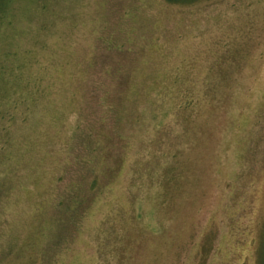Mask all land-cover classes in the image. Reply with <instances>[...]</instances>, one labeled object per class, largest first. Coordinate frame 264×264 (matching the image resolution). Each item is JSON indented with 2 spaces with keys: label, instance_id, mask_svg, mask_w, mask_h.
Listing matches in <instances>:
<instances>
[{
  "label": "rangeland",
  "instance_id": "rangeland-1",
  "mask_svg": "<svg viewBox=\"0 0 264 264\" xmlns=\"http://www.w3.org/2000/svg\"><path fill=\"white\" fill-rule=\"evenodd\" d=\"M263 111L264 0L0 1V264H264Z\"/></svg>",
  "mask_w": 264,
  "mask_h": 264
},
{
  "label": "trees",
  "instance_id": "trees-1",
  "mask_svg": "<svg viewBox=\"0 0 264 264\" xmlns=\"http://www.w3.org/2000/svg\"><path fill=\"white\" fill-rule=\"evenodd\" d=\"M1 2H3L2 0H0ZM168 3H171V4H185V3H188V4H190V3H194V1H196V0H166ZM187 78V80L189 81V77H186ZM179 81V80H178ZM177 82V81H176ZM175 84V83H174ZM208 85V84H207ZM209 88H208V92H215V91H217V86H212V83L211 84H209ZM183 87V86H182ZM216 87V88H215ZM189 88V89H188ZM186 89H188V91H191L190 92V94L191 93H193L195 90H193V88H191V87H186ZM192 90H193V92H192ZM162 92V91H161ZM264 114V111L263 112H259L258 114H257V118L258 119H261V117H260V115H263ZM168 115H170V112L168 113ZM257 123V122H256ZM79 128V124H77V127L74 129V130H77ZM83 133V131L82 132H78V133H74V134H82ZM182 159V158H181ZM183 162V163H182ZM182 162H181V164H180V166L182 167V164H184V167H189V165H190V161H189V159L188 158H186V160L183 158L182 159ZM96 183H98V180H94V184H93V187L96 185ZM91 190H93V188L91 189Z\"/></svg>",
  "mask_w": 264,
  "mask_h": 264
},
{
  "label": "water",
  "instance_id": "water-1",
  "mask_svg": "<svg viewBox=\"0 0 264 264\" xmlns=\"http://www.w3.org/2000/svg\"><path fill=\"white\" fill-rule=\"evenodd\" d=\"M4 1V0H3Z\"/></svg>",
  "mask_w": 264,
  "mask_h": 264
}]
</instances>
